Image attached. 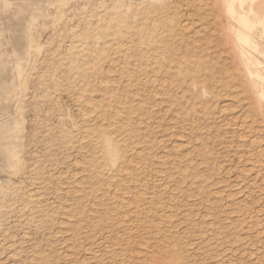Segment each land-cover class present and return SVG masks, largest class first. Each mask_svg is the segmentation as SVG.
I'll return each instance as SVG.
<instances>
[{"label": "rangeland", "instance_id": "1", "mask_svg": "<svg viewBox=\"0 0 264 264\" xmlns=\"http://www.w3.org/2000/svg\"><path fill=\"white\" fill-rule=\"evenodd\" d=\"M0 42V264H264V0H0Z\"/></svg>", "mask_w": 264, "mask_h": 264}, {"label": "bare ground", "instance_id": "2", "mask_svg": "<svg viewBox=\"0 0 264 264\" xmlns=\"http://www.w3.org/2000/svg\"><path fill=\"white\" fill-rule=\"evenodd\" d=\"M5 2H6V0H5ZM6 4V3H5ZM244 4V2H242V5ZM8 8V7H7ZM233 9V8H232ZM252 9H253V6H252ZM251 9V10H252ZM231 10V9H230ZM233 11H235V10H233ZM232 10H231V12H233ZM230 12V11H229ZM234 15V14H233ZM232 16V15H231ZM234 16H236V15H234ZM242 17H244V16H242ZM232 18V17H231ZM245 18V17H244ZM243 18V19H244ZM242 19V20H243ZM232 20V19H231ZM234 20V19H233ZM241 20V21H242ZM246 22V21H245ZM235 22H233L232 24H233V26L236 24H234ZM244 22H242V24H243ZM231 24V23H230ZM231 24V25H232ZM236 26V25H235ZM235 26H234V28H235ZM231 27V26H230ZM233 35H235V36H237V32H236V30L233 32ZM252 35V34H251ZM239 36V35H238ZM238 36H237V38H238ZM249 36V35H248ZM250 38V37H249ZM253 38V37H252ZM252 38H251V40H252ZM256 39H257V41H259L260 39L259 38H257V37H255ZM239 39V38H238ZM244 39H246V38H243V40L241 39V41H240V43H239V45H237L238 47H239V50H238V53H240L242 56H244L243 57V59L245 58L246 60H247V62H249V63H251V64H253L254 62L255 63H257V64H259L255 59H254V55H252V47H253V45H252V43H251V41L249 40V39H246V40H244ZM253 40H254V38H253ZM1 43V42H0ZM12 43V42H11ZM27 44V43H26ZM25 45V44H24ZM23 45V46H24ZM30 46V48H32V46H31V44L29 45ZM27 47V46H26ZM25 47V48H26ZM29 48V47H28ZM27 49V48H26ZM23 51V50H22ZM21 51V52H22ZM24 51H25V49H24ZM27 51V50H26ZM263 54H264V51L262 52ZM1 54V53H0ZM23 54H25V53H22V55ZM25 55H27V53L25 54ZM8 58V57H7ZM256 58V57H255ZM9 59V58H8ZM257 60H258V58H257ZM8 61V60H7ZM9 62V61H8ZM22 62V61H21ZM246 62V61H245ZM3 63V62H2ZM1 63V64H2ZM10 64V63H9ZM8 64V65H9ZM0 67H2V66H0ZM5 67V66H4ZM6 68V67H5ZM4 68V69H5ZM16 68V67H15ZM7 72V71H6ZM262 72V71H261ZM3 73H5V72H3ZM21 73V72H20ZM9 74V73H8ZM15 78V77H14ZM5 81V80H4ZM264 81V80H263ZM3 82V81H2ZM5 83V82H4ZM6 84H7V82H6ZM8 85V84H7ZM17 87V86H16ZM1 88V87H0ZM17 89V88H16ZM4 91V90H3ZM259 94H257V98L258 99H260V98H263V92H258ZM7 96V95H6ZM9 100H11V99H9ZM2 109V108H1ZM4 110V111H3ZM2 111L3 112H5V109H3ZM1 111V112H2ZM7 115V114H6ZM3 116H4V114H3ZM2 117V116H1ZM7 118H8V116H7ZM12 119H9V121L7 122V124L9 125V127H8V125H6V127H8V129L10 128V129H12L11 131H13V130H15V131H17V129H18V127H19V125L16 123V124H14L12 121H11ZM1 123V122H0ZM3 126H5V125H3ZM9 129V130H10ZM20 129V128H19ZM18 129V130H19ZM3 130H4V128H3ZM2 132V131H1ZM14 132V131H13ZM14 134V133H13ZM17 134V133H16ZM13 136V135H12ZM2 139V138H1ZM0 146H1V144H0ZM4 147V146H3ZM10 147V146H9ZM5 148V150H2V151H4V152H2V154H6L7 152V150H8V147L6 148V146L4 147ZM10 150V149H9ZM6 152V153H5ZM10 153H13V152H11V151H9ZM16 153V156L14 155V158H13V156H11L12 158H10L9 156L7 157V156H5V155H2V159L5 161V162H7L9 165L10 164H14V161L15 162H17L16 161V159L18 160V158H17V152H15ZM8 155H9V153H8ZM3 161V162H4ZM4 162V163H5Z\"/></svg>", "mask_w": 264, "mask_h": 264}]
</instances>
